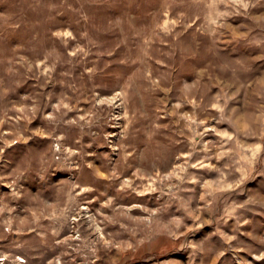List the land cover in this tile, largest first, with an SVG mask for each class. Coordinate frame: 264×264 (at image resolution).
Instances as JSON below:
<instances>
[{
    "label": "rangeland",
    "instance_id": "1",
    "mask_svg": "<svg viewBox=\"0 0 264 264\" xmlns=\"http://www.w3.org/2000/svg\"><path fill=\"white\" fill-rule=\"evenodd\" d=\"M0 264H264V0H0Z\"/></svg>",
    "mask_w": 264,
    "mask_h": 264
},
{
    "label": "bare ground",
    "instance_id": "2",
    "mask_svg": "<svg viewBox=\"0 0 264 264\" xmlns=\"http://www.w3.org/2000/svg\"><path fill=\"white\" fill-rule=\"evenodd\" d=\"M21 260V259H20Z\"/></svg>",
    "mask_w": 264,
    "mask_h": 264
}]
</instances>
